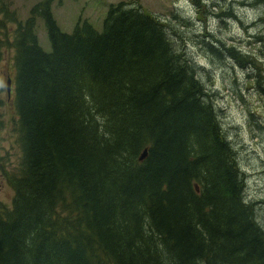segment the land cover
I'll list each match as a JSON object with an SVG mask.
<instances>
[{
  "label": "trees",
  "instance_id": "1",
  "mask_svg": "<svg viewBox=\"0 0 264 264\" xmlns=\"http://www.w3.org/2000/svg\"><path fill=\"white\" fill-rule=\"evenodd\" d=\"M51 1L16 22L0 0V69L5 22L16 24L0 71V134L16 132L20 156L8 174L0 155L12 192L0 203V264H264L234 147L170 23L118 0L99 32L83 20L65 33ZM36 16L49 50L37 44ZM214 44L233 57L235 46ZM253 55L235 54L247 74L260 68Z\"/></svg>",
  "mask_w": 264,
  "mask_h": 264
},
{
  "label": "rangeland",
  "instance_id": "2",
  "mask_svg": "<svg viewBox=\"0 0 264 264\" xmlns=\"http://www.w3.org/2000/svg\"><path fill=\"white\" fill-rule=\"evenodd\" d=\"M7 1V0H5ZM41 0H10L9 7L15 11V21L22 22L29 16V8ZM118 0H52L49 9L62 32L69 33L78 21L86 20L98 32L103 26V18L108 4ZM126 4L140 6L145 13L158 17L164 25L169 22L177 34H170V41L194 59L202 68L200 76L209 89L210 99L222 126V132L234 147L239 171L243 172L244 200L253 201L256 207L255 219L264 230V93L258 89L264 84V33L257 20L264 13V5H250L251 0H121ZM250 6H242L241 3ZM228 14H233L231 18ZM179 16L183 17L179 18ZM9 21V20H8ZM7 30L15 27L8 22ZM33 31L37 44L43 50H49L48 34L44 23L35 17ZM165 22V23H164ZM2 34L3 49L0 71L8 65L7 36ZM209 35V36H208ZM261 35V36H260ZM235 46L234 55L229 56L223 49H208L215 40ZM222 47V44H214ZM213 47V46H212ZM220 51V52H218ZM244 57L252 54L260 68L252 69L247 74V62L235 60V54ZM247 54V55H246ZM256 75V76H254ZM3 95V94H2ZM2 112L7 108L2 106ZM250 113V114H249ZM15 123L13 124L14 127ZM7 131L0 134V155L6 157L10 164L8 174L16 172L15 166L20 160L19 147ZM236 153V154H235ZM12 192L0 169V203H9Z\"/></svg>",
  "mask_w": 264,
  "mask_h": 264
},
{
  "label": "water",
  "instance_id": "3",
  "mask_svg": "<svg viewBox=\"0 0 264 264\" xmlns=\"http://www.w3.org/2000/svg\"><path fill=\"white\" fill-rule=\"evenodd\" d=\"M9 90H11V84H10V80H9V78H7L6 79V94H7V96H9ZM147 156V151H146V148H143L142 150H141V153H140V155H139V159L140 160H142L144 157H146Z\"/></svg>",
  "mask_w": 264,
  "mask_h": 264
},
{
  "label": "bare ground",
  "instance_id": "4",
  "mask_svg": "<svg viewBox=\"0 0 264 264\" xmlns=\"http://www.w3.org/2000/svg\"><path fill=\"white\" fill-rule=\"evenodd\" d=\"M244 7H245V6H244ZM261 29L263 30V31L261 32V35H262L263 32H264V26H263V27L261 26ZM261 35H260V36H261ZM215 41H218V40L216 39ZM174 46H175V45H174ZM175 47H176V46H175ZM141 161H142V160H141ZM252 202H253V201H252Z\"/></svg>",
  "mask_w": 264,
  "mask_h": 264
}]
</instances>
